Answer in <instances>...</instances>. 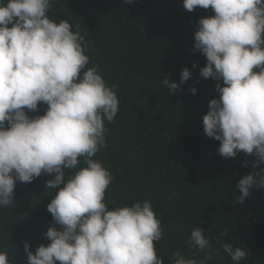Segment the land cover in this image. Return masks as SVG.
I'll list each match as a JSON object with an SVG mask.
<instances>
[{
	"label": "clouds",
	"instance_id": "9594fccd",
	"mask_svg": "<svg viewBox=\"0 0 264 264\" xmlns=\"http://www.w3.org/2000/svg\"><path fill=\"white\" fill-rule=\"evenodd\" d=\"M57 3L0 0V210L14 207L17 182L54 174L45 184L54 192L47 211L59 230L50 227L44 233L50 243L35 254L23 242L27 264H164L157 244L167 232L153 203L116 206L106 199L115 178L96 157L108 146L106 124L119 115L118 85L92 61L81 25L50 17ZM183 7L214 12L194 34V52L207 61L200 77L218 82L203 131L220 142L223 158L254 157L252 171L236 185V202L243 204L253 189L264 190V0H183ZM190 76L184 68L179 84L162 83L175 94ZM41 104L44 114L30 117ZM187 244L202 255L177 250L173 264H210L220 255L201 227L191 230ZM222 250L232 264L249 257L244 246L224 243ZM0 264H12L6 251L0 250Z\"/></svg>",
	"mask_w": 264,
	"mask_h": 264
},
{
	"label": "trees",
	"instance_id": "16d2710c",
	"mask_svg": "<svg viewBox=\"0 0 264 264\" xmlns=\"http://www.w3.org/2000/svg\"><path fill=\"white\" fill-rule=\"evenodd\" d=\"M49 15L81 25L91 41L92 61L109 84L118 85L119 115L106 124L108 146L96 157L115 178L106 199L116 206L145 199L153 203L167 232L157 244L164 264H173L177 250L188 258L202 255L187 244L194 227H201L220 253L210 264H232L224 243L247 248L249 257L242 264H264V190L253 189L243 204L235 199L240 195L236 185L252 171L254 157L223 158L217 154L220 142L203 131L209 102L219 95L218 82L200 77L207 61L194 52V34L198 21L214 15L213 10L188 12L183 0H59ZM184 68L190 79L168 94L162 80L179 84ZM45 108L38 105L28 115H43ZM53 178L17 182L14 207L0 210V250L12 264H27L24 241L35 254L50 243L44 233L50 227L59 230L47 211L54 192L45 184Z\"/></svg>",
	"mask_w": 264,
	"mask_h": 264
}]
</instances>
